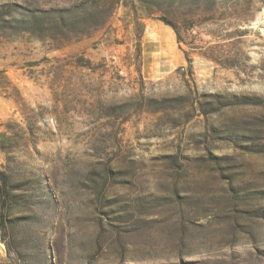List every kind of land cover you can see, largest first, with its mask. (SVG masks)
I'll return each mask as SVG.
<instances>
[{
  "label": "rangeland",
  "instance_id": "374dc122",
  "mask_svg": "<svg viewBox=\"0 0 264 264\" xmlns=\"http://www.w3.org/2000/svg\"><path fill=\"white\" fill-rule=\"evenodd\" d=\"M0 264H264V0H0Z\"/></svg>",
  "mask_w": 264,
  "mask_h": 264
},
{
  "label": "crops",
  "instance_id": "0c3cea01",
  "mask_svg": "<svg viewBox=\"0 0 264 264\" xmlns=\"http://www.w3.org/2000/svg\"><path fill=\"white\" fill-rule=\"evenodd\" d=\"M159 33H161V32H159ZM162 34V33H161ZM163 35V34H162ZM164 42H165V39L163 40ZM163 42V43H164ZM160 46V45H159ZM166 46V45H165ZM165 46L163 47V46H160L159 48L161 49V53L163 52V51H168L166 48H165Z\"/></svg>",
  "mask_w": 264,
  "mask_h": 264
}]
</instances>
